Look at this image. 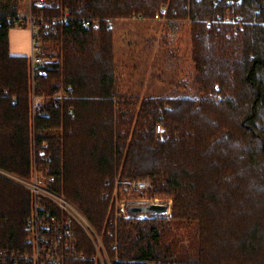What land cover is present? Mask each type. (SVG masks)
Listing matches in <instances>:
<instances>
[{"label":"trees","instance_id":"trees-1","mask_svg":"<svg viewBox=\"0 0 264 264\" xmlns=\"http://www.w3.org/2000/svg\"><path fill=\"white\" fill-rule=\"evenodd\" d=\"M21 1L0 0V169L31 177L35 130L39 169L49 168L51 187L103 235L112 264H264V0H47L34 7L48 17L70 11L68 22L42 36L45 52L50 44L59 48V62L37 87L69 98L50 100L35 128L29 59L9 48ZM166 4L177 39V86L186 90L194 80L196 93L128 95L118 88L108 21L153 18ZM227 14L241 15L243 28L206 27ZM83 19H99L101 27H84ZM158 124L165 125L163 136ZM116 177L149 180L152 194L172 199V216L106 225ZM30 214L31 194L0 175V248L30 249ZM181 226L193 228L186 240L175 236ZM78 242L93 255L81 231Z\"/></svg>","mask_w":264,"mask_h":264},{"label":"built area","instance_id":"built-area-1","mask_svg":"<svg viewBox=\"0 0 264 264\" xmlns=\"http://www.w3.org/2000/svg\"><path fill=\"white\" fill-rule=\"evenodd\" d=\"M29 1L32 9L34 7L43 8L48 4L47 0ZM168 11L169 5L166 4L153 18L133 15L128 20L131 19L138 22L151 21L162 26H168ZM69 18V10H66L60 17H48L43 12L35 13L33 9L28 16L15 21L16 27L26 26L31 32L28 74L30 82V116L33 128H35L36 118L44 112L46 99L49 98L37 92L38 81L47 74L50 66L54 63V60L45 52L42 36L55 31L58 25L68 22ZM113 23L114 20L108 21L109 26H113ZM222 23L233 24L235 31L243 28L242 16L239 14H227L225 18L222 15H217L215 19L206 22V27H212L215 31H218ZM82 25L84 27L99 29L101 27V21L99 19H83ZM52 98L64 100L69 98V95L63 91L52 96ZM69 112L72 117H75V109L73 107L69 109ZM164 132L165 125L158 124L156 133L163 136ZM32 135L34 136V140H36L35 130H33ZM34 148L36 149V146ZM37 162L38 157L36 152H34L32 159V177L28 179L17 177L12 173L0 169L1 176L23 187L31 194V214L27 219L25 227L28 232L27 242L30 245V249L16 252L0 248V262L21 261L26 264H65L68 261L84 259L85 256L80 253L78 246V234L79 231H82L91 241L94 248V254L88 257V260H94L96 264H99V260L103 264H111L102 237L97 234L88 219L63 194L56 192L51 187L56 182V177L49 175V168L40 170ZM149 186L150 183L148 181L139 180L129 182L123 189L126 191H137L148 188ZM114 201L118 203L117 192L114 194ZM150 204L161 205L159 203ZM162 204H168L170 210V203ZM138 205L142 204L131 206ZM131 206L126 209L122 207L121 210L123 213L127 211L129 215H135L129 211ZM117 246V243H115L112 248L117 249Z\"/></svg>","mask_w":264,"mask_h":264},{"label":"rangeland","instance_id":"rangeland-1","mask_svg":"<svg viewBox=\"0 0 264 264\" xmlns=\"http://www.w3.org/2000/svg\"><path fill=\"white\" fill-rule=\"evenodd\" d=\"M113 31L115 34V51L117 56V82L118 88L122 92L141 98L145 96H190L196 93L194 80L190 83L188 89L186 90L177 86V81L180 76V72L175 66V48L177 46V39L167 26H162L151 21L138 22L124 18L114 21ZM53 47L54 44H50L46 54L54 60V63H58L59 48L54 49ZM61 92H63V90ZM48 97L49 98L46 99L45 105L53 99L52 96ZM46 145H48V142L44 141L42 146ZM34 146H36V149ZM37 150V142L34 140V136L32 135V155H34V152H36V155L40 154ZM141 181H148L150 186L137 191H126L123 188L128 185L129 182L133 181L124 180L122 177H116L110 206L107 212L106 225H110L114 221V224L117 227L119 220L121 219H136L137 221H142L145 219H152L158 215L141 213L139 215L130 214V216L127 211L123 213L121 210L122 207L126 209L127 207L135 204L170 203L171 208L168 214L158 216H163L167 219L172 216V199L152 194L153 189L151 187V182L149 180ZM116 192L118 193V203L114 201V194ZM103 196H107V193L103 194ZM71 204L73 203L71 202ZM73 205L81 212L75 204ZM81 213L83 214V212ZM95 231L102 237V239H104L103 235H101L96 228ZM193 232L194 231L191 226H181L180 228L175 229V236L182 240H186ZM90 244L92 245L91 241ZM80 253L85 256V258L80 261H90L84 252L80 251ZM107 254L112 264V259L108 251ZM116 260H120L117 253ZM91 262L96 264L94 260H91ZM98 263L103 264L100 260ZM145 264L157 263L152 260H148Z\"/></svg>","mask_w":264,"mask_h":264},{"label":"crops","instance_id":"crops-1","mask_svg":"<svg viewBox=\"0 0 264 264\" xmlns=\"http://www.w3.org/2000/svg\"><path fill=\"white\" fill-rule=\"evenodd\" d=\"M32 5L29 0H23L19 4L18 17L28 16L32 11ZM10 53L14 56L29 57L31 51V32L26 26L14 27L9 32ZM29 59V58H28ZM146 97V96H145ZM143 98V97H142Z\"/></svg>","mask_w":264,"mask_h":264},{"label":"water","instance_id":"water-1","mask_svg":"<svg viewBox=\"0 0 264 264\" xmlns=\"http://www.w3.org/2000/svg\"><path fill=\"white\" fill-rule=\"evenodd\" d=\"M169 210L168 204H142L138 206H131L129 208L130 213L139 214V213H152L163 215L166 214Z\"/></svg>","mask_w":264,"mask_h":264}]
</instances>
